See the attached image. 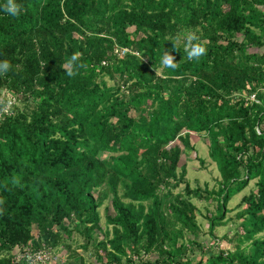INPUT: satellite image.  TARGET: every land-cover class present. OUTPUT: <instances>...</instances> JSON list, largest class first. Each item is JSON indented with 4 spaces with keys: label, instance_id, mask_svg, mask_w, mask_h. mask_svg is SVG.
<instances>
[{
    "label": "trees",
    "instance_id": "16d2710c",
    "mask_svg": "<svg viewBox=\"0 0 264 264\" xmlns=\"http://www.w3.org/2000/svg\"><path fill=\"white\" fill-rule=\"evenodd\" d=\"M19 3L15 17L0 12V59L12 66L0 75V264H30L15 248L69 251L76 235L95 260L73 249L69 264H264V0ZM193 31L206 52L189 61ZM171 40L175 69L160 64ZM74 51L81 67L68 76ZM201 133L217 190L185 180L182 155ZM251 180L234 236H222L233 247L193 259L212 249L193 198L215 202L217 239Z\"/></svg>",
    "mask_w": 264,
    "mask_h": 264
},
{
    "label": "rangeland",
    "instance_id": "374dc122",
    "mask_svg": "<svg viewBox=\"0 0 264 264\" xmlns=\"http://www.w3.org/2000/svg\"><path fill=\"white\" fill-rule=\"evenodd\" d=\"M116 78L119 77V74H115ZM105 79L108 80V83H112L111 80L106 76ZM8 96L9 94H5ZM8 106H11L14 103V98L10 97L7 102ZM194 141V150L188 151L187 153H183L182 162H185L187 173L185 176V180L189 183L191 188H195L196 186H200L202 189L208 188L209 190L218 189L220 174L218 172L216 163L211 159L208 155V139L205 133H201L199 135L193 136ZM180 170V169H179ZM178 170V171H179ZM185 183L183 182L179 185V187L174 188L173 192H184ZM252 189H255V180H251L247 187L233 195L227 205L228 211L226 212L225 220L227 219V223L224 225H220L215 228L214 233L217 239L213 238L209 234V221L207 216L211 213L215 212V202H208V200H199L193 198L194 204L198 208L197 214V223L200 227V233L198 240L204 245V247L212 248L211 251L203 255L198 250L194 252H188L190 256L195 259H203L206 260L211 253H214L216 250L226 249L228 247H233L232 243H229L226 239H223V235L227 234L229 238H232L236 232V225L239 222L236 219V212L243 208V204H240L242 197L245 194H248ZM166 189L161 192L164 194ZM206 195V193H203ZM168 198V197H165ZM168 202V200H167ZM166 202V203H167ZM110 205V197L104 201L102 206L100 207V216H101V225L105 226V213L106 207ZM165 207V205H164ZM35 230V225L34 229ZM258 236L264 237V231L260 233ZM84 242V239L80 236L76 235L74 241L71 242L72 248L71 250H67L64 247H59L56 250L50 251L45 249H40L45 251L46 253L42 254V258H45L44 263L36 261H32L30 264H69L68 258L69 254L73 249H77L78 252L83 253V257L87 261L95 260L93 256H90V252L92 251V247L89 252H84V250L80 247ZM213 251V252H212ZM14 253L16 254V259L24 260L22 257L24 256V251L20 248H15ZM156 255L154 253L145 254L142 257L144 259L154 258ZM22 258V259H21ZM25 258V257H24ZM38 259H41L38 256Z\"/></svg>",
    "mask_w": 264,
    "mask_h": 264
},
{
    "label": "clouds",
    "instance_id": "9594fccd",
    "mask_svg": "<svg viewBox=\"0 0 264 264\" xmlns=\"http://www.w3.org/2000/svg\"><path fill=\"white\" fill-rule=\"evenodd\" d=\"M22 6L19 3V0H0V12H3L9 16L15 17L22 11ZM184 52L189 61L199 60L206 52V46L201 41L200 37L196 32H189L184 38ZM172 47L169 50H164L160 57V64L164 68L175 69L177 63L174 59V50L178 49L175 40H171ZM80 53L72 52L70 57L66 60V72L68 76H73L75 70L81 67L80 63ZM11 64L7 59H0V75L7 73Z\"/></svg>",
    "mask_w": 264,
    "mask_h": 264
},
{
    "label": "built area",
    "instance_id": "2783aa9c",
    "mask_svg": "<svg viewBox=\"0 0 264 264\" xmlns=\"http://www.w3.org/2000/svg\"><path fill=\"white\" fill-rule=\"evenodd\" d=\"M251 97L254 98L253 95ZM24 253L25 254H24V256L22 258L24 259V261H26L28 263H32V261H36L37 263H39V262L44 263V261H45V258H42V254L46 253V252L43 251V250L33 251V250H30V249H27L26 251H24ZM38 256H40L41 259H38ZM18 260H20V259H18Z\"/></svg>",
    "mask_w": 264,
    "mask_h": 264
}]
</instances>
